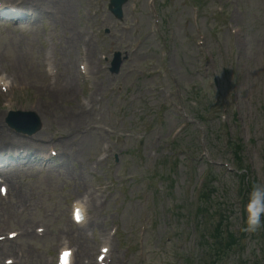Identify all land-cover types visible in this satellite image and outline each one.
Returning a JSON list of instances; mask_svg holds the SVG:
<instances>
[{
    "label": "rangeland",
    "instance_id": "rangeland-1",
    "mask_svg": "<svg viewBox=\"0 0 264 264\" xmlns=\"http://www.w3.org/2000/svg\"><path fill=\"white\" fill-rule=\"evenodd\" d=\"M68 1L74 6L72 16L78 15L77 25H72L75 30H85L88 35L93 36L92 47L96 52L107 54L121 47L126 50V43L131 44L136 38L143 39V41L138 51L130 56L132 61L130 62L129 59L124 63L120 75L113 77L105 72L99 80L96 79L98 85L101 81L103 82L101 84L103 87L99 90L100 94L106 91L107 87H113V91L103 97L102 108L99 111L102 121L96 123L98 129L94 132H84V135L76 139H69L68 136L67 150L61 155L60 167L55 171L41 173L38 170L25 169L24 172H20L24 168L17 169L18 175H21L23 180V185L19 187L20 194L30 199L33 205L27 207L21 217H17L14 208L6 211V206L1 205L0 231L17 226L34 227L37 223H42L48 229L44 237L23 238L20 241L23 244L31 241L37 243V251L26 252V264H36L39 259L44 262V258L53 251L67 217V197L77 195L85 188L99 185V181L91 175L90 166L96 159L101 144H107L110 146V163L113 164V169L108 174L100 167L98 173L113 178L116 191L117 184L120 182L125 183L126 189L124 196L117 203H115L114 196L103 206V213L100 216V225L103 221L101 227L106 230L107 224L115 221L121 226L124 236H131L139 224V217L154 215L156 211L152 230L148 231L149 228H147L145 232V248L150 252L145 256V260L150 261V264H168V262L169 264H184L185 259L177 261L175 257L171 258V254L179 253L185 255V258L194 255L188 243H185L182 251H179L175 241L181 240V234L186 231L190 234L194 233L193 221H186L185 215L191 205L193 184L197 177L206 170V165L195 160L193 167L189 168L181 155L172 176H169L171 187L168 185L165 188L156 180L165 173L166 167L162 164V159L170 153V147L165 144L164 140L170 130L180 121L168 103L169 98L175 102L171 95L172 81L175 79L181 84L188 100L187 111L192 116H194L195 106L192 94L201 92L199 97L202 96L201 101L204 103L206 97L211 98L212 91L222 92L226 105L233 107L227 112L230 137L238 138L242 142L244 150L242 157L249 166L250 181L264 184L261 157L264 153V0H202L200 3L202 12L197 25L190 22L191 14L187 0H156L166 35L169 31L173 33V38L167 40L168 58L164 62V65L168 67V72L160 75L159 78L152 77L147 66L154 60H159L158 50L161 46L150 41L151 38H144L147 34L148 23L144 10L146 0L136 1L134 15L130 14L125 6L123 20L117 27L115 20L107 10L109 0ZM217 2H221L226 11L223 18L215 16ZM94 10L98 11L97 17L90 14ZM52 18L53 16H48L45 19L48 24L46 30L54 34L58 29L61 35L62 27L54 28L59 23L52 27L49 25L48 21ZM133 18L138 20V25L135 27L131 23ZM227 21H230L231 27L228 31L224 32V29L218 33L219 27H224ZM71 23L72 20L69 27ZM102 26L108 27L111 31L110 35L105 38L97 35ZM91 27L97 28L93 35ZM51 28L54 29L51 30ZM137 30L140 31L138 36H135L134 33ZM232 30L234 34H231ZM197 33L203 37L202 47L195 46ZM16 41L15 37L13 39L2 34L0 29V50L6 51L5 56L0 55L3 58V66L14 63L13 50L6 46L16 44ZM20 53L21 48L17 46L15 55ZM36 56V53L27 51L26 61L32 64ZM129 70H133L132 77L127 74ZM24 74L25 78L32 83L36 79L37 71L30 69L29 66ZM207 80L213 82L215 80L216 85L208 87ZM160 82H162V90L158 91L156 87ZM15 95L18 108L24 111L34 108L37 100L31 103L33 95L30 91L19 90ZM234 110H236V119H233L231 114ZM148 112H151V115L160 112V120L157 124L162 127L163 139L156 145L157 149L153 157L149 156V153L152 148L150 140L155 124L152 125L149 133L145 134L144 140L143 131H141V124L150 123L147 117ZM204 125L208 130L206 138L210 145L209 153L216 161L211 168L214 173L212 177L215 180L212 183L214 192L211 193L210 201L212 206L226 205V208L213 207V210L227 217L229 226L237 231L241 222L238 218L241 209L233 201V197L236 194L234 188L238 181L233 173H226L222 166L228 164L232 167L233 162L230 163V156L225 152L222 139L217 133L218 124L209 121ZM61 130L65 131L63 128ZM114 135L119 136L116 143L113 142ZM195 135V128L190 127L179 137V140L190 144L193 150L197 151L198 136ZM49 137H52L50 131L44 133L40 131L36 135V140L39 138L45 140ZM139 148L140 155H137ZM115 155L117 161L113 160ZM83 177L86 179L85 182ZM18 180L14 179V182ZM184 188H189V191ZM175 205L183 209V218L179 216V213L176 215L172 213L171 208ZM6 215L12 217L9 225H5L2 221ZM96 216L97 213L93 217ZM170 233L173 239L166 242L165 235ZM260 236L259 230L253 234L247 233L242 252L232 255L223 264H256L259 261V250L261 249ZM262 255L263 253L260 256L261 260ZM3 258L4 255L0 250V264ZM132 264H138L135 258H132Z\"/></svg>",
    "mask_w": 264,
    "mask_h": 264
},
{
    "label": "clouds",
    "instance_id": "clouds-1",
    "mask_svg": "<svg viewBox=\"0 0 264 264\" xmlns=\"http://www.w3.org/2000/svg\"><path fill=\"white\" fill-rule=\"evenodd\" d=\"M243 215L245 219L242 231L253 234L264 227V184H250Z\"/></svg>",
    "mask_w": 264,
    "mask_h": 264
},
{
    "label": "bare ground",
    "instance_id": "bare-ground-1",
    "mask_svg": "<svg viewBox=\"0 0 264 264\" xmlns=\"http://www.w3.org/2000/svg\"><path fill=\"white\" fill-rule=\"evenodd\" d=\"M21 3L27 5V6H30L31 3L30 1L31 0H20ZM69 9H70V6L67 4L66 0H58V5H57V8H56V12L57 14L61 15L63 13H66V12H69ZM56 93V96H62L63 94L66 93V91H64L63 89H61L58 92H55ZM52 95V92L50 93ZM78 125H79V119H77L76 121V127L78 128ZM80 126V125H79ZM21 142V139H17V143ZM41 147L40 145H38V151H41Z\"/></svg>",
    "mask_w": 264,
    "mask_h": 264
},
{
    "label": "snow or ice",
    "instance_id": "snow-or-ice-1",
    "mask_svg": "<svg viewBox=\"0 0 264 264\" xmlns=\"http://www.w3.org/2000/svg\"><path fill=\"white\" fill-rule=\"evenodd\" d=\"M65 255H67V254H65Z\"/></svg>",
    "mask_w": 264,
    "mask_h": 264
}]
</instances>
